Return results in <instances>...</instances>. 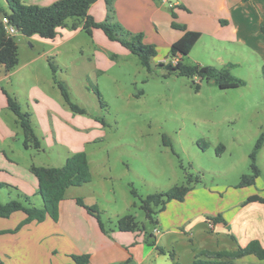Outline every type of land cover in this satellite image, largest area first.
Wrapping results in <instances>:
<instances>
[{
	"label": "crops",
	"instance_id": "0c3cea01",
	"mask_svg": "<svg viewBox=\"0 0 264 264\" xmlns=\"http://www.w3.org/2000/svg\"><path fill=\"white\" fill-rule=\"evenodd\" d=\"M21 1L45 6L56 0ZM89 14L97 21H103L107 15V0L93 3ZM111 16L127 32L142 33L145 43L155 45L157 54L152 62L156 64L171 60V46L184 33L173 26V22H177L201 33L195 46L203 39L208 57H194V61L219 66L229 64L228 58L257 54L264 67V0H111ZM73 24L71 19L66 27L59 28L54 39L30 36L33 48L35 43L39 48L38 53L24 56L19 48L18 66L9 73L0 68V193L7 190L11 195L38 198L41 206L43 200L38 194V180L30 169L32 164H37L36 156L28 154L29 148L16 143L23 129L9 108L8 94L17 98L21 105L22 98H27L35 131L40 136L37 130L43 127L47 132L45 141L50 135L56 138L54 126L69 129V124L75 120L69 108L39 86L36 71L30 72L34 79L30 81L25 79L26 74L22 71H28L24 69L31 68L41 58L49 60V55L56 56L55 62H60L64 47L85 31L83 23L77 29ZM89 35L93 40L92 49L105 55L111 63L109 50L120 54L131 52L119 41L111 40L101 28L93 29ZM72 58L68 60L71 70L86 65L89 68L82 72L73 71L71 80L75 77L81 80L88 74L94 76L98 67L96 60H87L85 55L80 57L85 59L83 61L75 62ZM45 63L44 67L47 66ZM59 116L62 119H58ZM65 119L68 120L66 124ZM49 122L51 129L48 128ZM70 150L63 159L64 163L73 154V149ZM89 161L94 179L90 157ZM199 191L202 193L192 189L183 201H169L152 230L142 222L144 228L141 230L123 231L111 218L112 224L104 217L103 229L98 219L78 203L77 199L81 197L87 205L97 206L100 210L96 191L88 184L72 186L59 203L56 220L51 217L41 222L34 220L14 231L26 214L18 211L10 217H0V256L5 264H77L75 255H89L87 264H190L198 254L207 258L204 252L236 250L254 239L264 246V202L248 201L253 195L264 198V192H241L228 206L221 208L218 205L213 211L214 216H208L209 211L201 200L209 199V195ZM31 202L39 206L35 200L31 199ZM216 216H220V221L211 219ZM235 263L264 264V260L247 255L236 259Z\"/></svg>",
	"mask_w": 264,
	"mask_h": 264
},
{
	"label": "rangeland",
	"instance_id": "374dc122",
	"mask_svg": "<svg viewBox=\"0 0 264 264\" xmlns=\"http://www.w3.org/2000/svg\"><path fill=\"white\" fill-rule=\"evenodd\" d=\"M9 12L7 0H0V20L2 13ZM15 37L21 55L38 53L37 44L34 42L33 48L28 36L16 33ZM93 46L89 33L84 31L64 47L60 62H55L56 56L49 55V60L41 58L31 68L24 69L28 71H22L29 81L34 80L30 72L36 71L39 86L58 98L75 116L68 130L54 126L56 138L50 135L45 141L46 130L43 127L37 130L43 147L41 150L30 147L28 152L36 156V165L58 167L63 165L68 150L88 152L94 179L87 184L98 195L102 217L112 224L110 218L117 223L119 216L131 213L138 221L145 222L148 230L153 225L141 208L142 198L188 183V174L200 178V182L192 184L193 189L209 195V199L201 200L209 211L208 216H214L218 205L228 206L241 192H264V146L257 157L261 170L257 183L238 186L242 175L251 172L250 155L264 131V74L257 54L228 58L229 64L216 66L229 65L232 74L244 81L241 86L223 89L213 81L196 79L200 82V88L196 89L192 78L169 74L168 68L154 62L149 72L134 53L109 50L111 63ZM83 55L87 60L97 61L94 76L88 74L81 80L77 77L71 80L73 71H87L89 67L71 70L68 60L73 57L75 62L83 61L80 59ZM194 57H208L203 39L192 55L185 57V62L195 63ZM55 79L67 86L73 101L86 113L68 107ZM22 106L29 110L26 97L22 98ZM63 121L66 124L68 120ZM48 128L51 129L50 122ZM16 143L24 146V134L19 135ZM11 199L30 204L23 196L11 195L7 190L0 193L1 202ZM31 199L41 206L38 198Z\"/></svg>",
	"mask_w": 264,
	"mask_h": 264
},
{
	"label": "trees",
	"instance_id": "16d2710c",
	"mask_svg": "<svg viewBox=\"0 0 264 264\" xmlns=\"http://www.w3.org/2000/svg\"><path fill=\"white\" fill-rule=\"evenodd\" d=\"M97 0H56L50 5L25 4L21 0H7L10 7V22L20 28V32L25 36L38 35L45 39H54L57 36L58 29L66 27L68 22L74 20L73 27L77 29L81 23L83 28L89 34L93 29L101 28L111 40L119 41L128 48L132 53L136 54L144 67L149 72L152 71V59L157 54L155 45L148 44L143 41L144 35L131 34L127 32L118 22L111 16V0H107V15L103 21H97L91 14L89 9ZM173 26L184 31L183 35L175 41L170 49L171 59L178 58L177 64L171 61L160 62L158 65L169 69V74L174 72L178 75L186 76L193 79L196 89L200 88V82L203 80L213 81L221 88H237L244 84V81L234 76L227 65L218 68L212 65H204L200 62L193 64L185 62V57L190 54L197 41L201 38V33L189 30L183 24L173 22ZM264 31V25H263ZM20 62L19 44L15 35H10L5 30L3 23L0 21V68L5 73L11 72ZM51 67L57 73L56 66L51 62ZM264 74V67H263ZM56 78V77H55ZM199 79L200 82H196ZM59 84L63 98L69 107L77 113H86L85 109L80 107L72 99L71 93L67 86L55 79ZM100 98L101 95H100ZM9 108L16 114L24 134V146L26 148L34 147L37 150L42 149V140L38 136L33 126L32 114L23 109V106L17 98L8 94ZM264 146V131L258 138L254 150L250 155L251 172L245 173L241 177L238 184L240 187H246L256 184L261 175V170L257 165V157ZM219 148L222 150L224 146L221 144ZM31 171L38 180V194L41 195L43 205L41 207L31 203L29 196L24 198L30 202H24L11 199L7 202L0 201V217H10L18 211L26 214V218L14 230L18 231L25 224L34 220L44 221L47 217L57 219L59 215V203L66 197L67 190L72 186H81L92 181V172L90 161L85 151H78L71 154L61 166H43L32 164ZM188 183H182L172 186L171 188L149 194L142 198L141 208L146 213L147 221L152 225L157 224L156 215L166 208L171 200L183 201L187 194L193 189L194 182H200V178L193 174H188ZM134 194L136 191L132 190ZM78 203L86 207L99 221L100 226L105 229V223L102 219L100 210L97 206H89L83 198L78 197ZM260 200L264 202V198L253 195L248 201ZM215 222L220 221V216L212 217ZM117 227L123 231H135L144 228V224L137 220L136 216L126 213L117 218ZM202 254H198L195 260L190 264H236L235 260L247 255H255L264 260V246L259 240H252L246 246L239 247L236 250H221L218 252H204L207 258H201ZM74 259L77 264H87L89 255H75ZM0 264H5L0 256Z\"/></svg>",
	"mask_w": 264,
	"mask_h": 264
},
{
	"label": "built area",
	"instance_id": "2783aa9c",
	"mask_svg": "<svg viewBox=\"0 0 264 264\" xmlns=\"http://www.w3.org/2000/svg\"><path fill=\"white\" fill-rule=\"evenodd\" d=\"M162 2H167L168 0H161ZM1 22L3 23L4 27H5V30L7 31L8 34L10 35H15L17 32H18V28L15 24L11 23L10 22V18L9 16L7 15H3L2 18H1ZM172 64H177L178 63V58H173L171 60H165L164 62L168 63L170 62ZM156 231L158 232V229H156Z\"/></svg>",
	"mask_w": 264,
	"mask_h": 264
},
{
	"label": "water",
	"instance_id": "95a60500",
	"mask_svg": "<svg viewBox=\"0 0 264 264\" xmlns=\"http://www.w3.org/2000/svg\"><path fill=\"white\" fill-rule=\"evenodd\" d=\"M2 15H4V13H2ZM18 31H20V28H18Z\"/></svg>",
	"mask_w": 264,
	"mask_h": 264
}]
</instances>
